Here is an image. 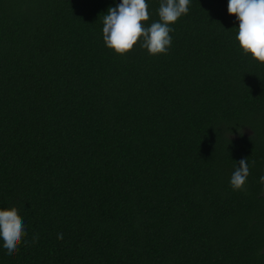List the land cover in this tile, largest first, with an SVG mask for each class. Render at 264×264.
Instances as JSON below:
<instances>
[{
	"label": "trees",
	"instance_id": "trees-1",
	"mask_svg": "<svg viewBox=\"0 0 264 264\" xmlns=\"http://www.w3.org/2000/svg\"><path fill=\"white\" fill-rule=\"evenodd\" d=\"M120 2L0 0V208L26 230L0 264H264V64L228 0H190L167 54L119 55Z\"/></svg>",
	"mask_w": 264,
	"mask_h": 264
},
{
	"label": "clouds",
	"instance_id": "clouds-1",
	"mask_svg": "<svg viewBox=\"0 0 264 264\" xmlns=\"http://www.w3.org/2000/svg\"><path fill=\"white\" fill-rule=\"evenodd\" d=\"M190 0H160L159 20L146 26L150 14L146 0H121L103 16V41L107 48L125 55L139 42L149 55L167 54L172 43L170 25L189 12ZM227 11L239 22L235 40L245 55L264 64V0H228ZM242 132V130H240ZM230 135V131H229ZM254 163V162H253ZM249 163L241 159L230 178L233 191H243L249 176ZM264 185V176L259 181ZM26 235L24 221L15 207L0 208V241L11 256ZM38 239L34 237L33 242ZM63 239V233L57 234Z\"/></svg>",
	"mask_w": 264,
	"mask_h": 264
}]
</instances>
